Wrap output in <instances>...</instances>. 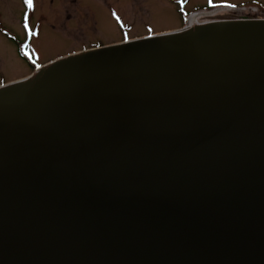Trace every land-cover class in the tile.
<instances>
[{
  "label": "water",
  "instance_id": "95a60500",
  "mask_svg": "<svg viewBox=\"0 0 264 264\" xmlns=\"http://www.w3.org/2000/svg\"><path fill=\"white\" fill-rule=\"evenodd\" d=\"M0 264H264V20L1 87Z\"/></svg>",
  "mask_w": 264,
  "mask_h": 264
},
{
  "label": "rangeland",
  "instance_id": "374dc122",
  "mask_svg": "<svg viewBox=\"0 0 264 264\" xmlns=\"http://www.w3.org/2000/svg\"><path fill=\"white\" fill-rule=\"evenodd\" d=\"M186 12L264 20V0H0V87L74 54L183 30Z\"/></svg>",
  "mask_w": 264,
  "mask_h": 264
},
{
  "label": "bare ground",
  "instance_id": "6f19581e",
  "mask_svg": "<svg viewBox=\"0 0 264 264\" xmlns=\"http://www.w3.org/2000/svg\"><path fill=\"white\" fill-rule=\"evenodd\" d=\"M211 15H212V13H211ZM211 15H209L208 13H204V12H197V13L191 15L188 18L187 27L185 29L179 30V31H176V32H181V31H185V30L186 31L187 30H192V29H195V28H197L199 26H202V25H205V24H208V23H212L211 21L210 22H208V21L207 22H201L202 18L207 17V16H211ZM182 33H184V32H182ZM157 36H160V35H157ZM51 64H53V63H51ZM51 64H49V65H51ZM39 71H37L36 73H39Z\"/></svg>",
  "mask_w": 264,
  "mask_h": 264
},
{
  "label": "snow or ice",
  "instance_id": "6c2138e0",
  "mask_svg": "<svg viewBox=\"0 0 264 264\" xmlns=\"http://www.w3.org/2000/svg\"><path fill=\"white\" fill-rule=\"evenodd\" d=\"M28 6L31 7L32 6V0H27Z\"/></svg>",
  "mask_w": 264,
  "mask_h": 264
},
{
  "label": "flooded vegetation",
  "instance_id": "af4514ba",
  "mask_svg": "<svg viewBox=\"0 0 264 264\" xmlns=\"http://www.w3.org/2000/svg\"><path fill=\"white\" fill-rule=\"evenodd\" d=\"M205 7V9H207V7L206 6H201V8H200V10H203V8Z\"/></svg>",
  "mask_w": 264,
  "mask_h": 264
}]
</instances>
